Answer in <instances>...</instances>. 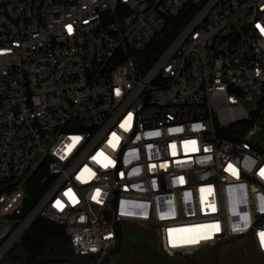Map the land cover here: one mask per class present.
I'll return each mask as SVG.
<instances>
[{"label": "built area", "instance_id": "1", "mask_svg": "<svg viewBox=\"0 0 264 264\" xmlns=\"http://www.w3.org/2000/svg\"><path fill=\"white\" fill-rule=\"evenodd\" d=\"M262 123L264 0H0V260L37 219L93 264L121 224L170 258L235 240L264 256Z\"/></svg>", "mask_w": 264, "mask_h": 264}, {"label": "trees", "instance_id": "2", "mask_svg": "<svg viewBox=\"0 0 264 264\" xmlns=\"http://www.w3.org/2000/svg\"><path fill=\"white\" fill-rule=\"evenodd\" d=\"M190 11L191 10L189 8L185 9L183 15L175 20H170L167 23L166 29L155 37L151 46H149L146 52L142 55L143 62L150 65L158 58V56L179 34L181 29L187 24L191 18V15H188ZM44 190L45 185L42 184V174L35 175L27 185V197L25 200V211L23 216L28 215V213L33 209L39 198L42 196ZM119 226L121 225L117 226V249L121 247L124 241ZM242 243L246 244V241L235 240L207 252H218L229 248L232 245L237 246ZM19 246L21 247V251L25 256L26 261L29 263H36L39 261L48 262L47 260L53 258H74L73 252L69 248V238L67 237L64 229L41 219H37L25 232ZM246 246L253 253H256L253 248L247 244Z\"/></svg>", "mask_w": 264, "mask_h": 264}, {"label": "rangeland", "instance_id": "3", "mask_svg": "<svg viewBox=\"0 0 264 264\" xmlns=\"http://www.w3.org/2000/svg\"><path fill=\"white\" fill-rule=\"evenodd\" d=\"M245 106L249 104L245 103ZM260 126L264 139V123ZM119 228L124 241L121 247L111 252L109 264H264V257L253 253L245 243L218 252H204L193 259L170 258L157 248V239L151 228L134 224H121ZM19 244L4 258L7 264H54L49 261L27 262Z\"/></svg>", "mask_w": 264, "mask_h": 264}, {"label": "water", "instance_id": "4", "mask_svg": "<svg viewBox=\"0 0 264 264\" xmlns=\"http://www.w3.org/2000/svg\"><path fill=\"white\" fill-rule=\"evenodd\" d=\"M50 263L54 264H93L88 260H81V259H75V258H53L47 260ZM0 264H7L5 260H0Z\"/></svg>", "mask_w": 264, "mask_h": 264}, {"label": "snow or ice", "instance_id": "5", "mask_svg": "<svg viewBox=\"0 0 264 264\" xmlns=\"http://www.w3.org/2000/svg\"><path fill=\"white\" fill-rule=\"evenodd\" d=\"M69 30H71V29H69ZM261 172H262V174H264V169H262ZM216 230H218V226H216ZM262 237H264V234H262ZM206 238H208V237L207 236H201L199 238L191 239L188 242L189 243H197L198 242V239H206ZM173 246H175V245H173Z\"/></svg>", "mask_w": 264, "mask_h": 264}]
</instances>
